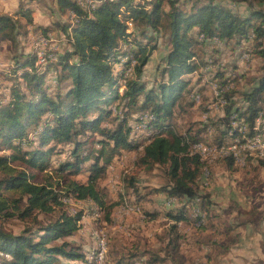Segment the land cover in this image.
<instances>
[{
    "label": "trees",
    "instance_id": "1",
    "mask_svg": "<svg viewBox=\"0 0 264 264\" xmlns=\"http://www.w3.org/2000/svg\"><path fill=\"white\" fill-rule=\"evenodd\" d=\"M56 1L68 20H59L55 26L63 31L71 48L62 50L60 46L57 59L44 65L38 63L32 50L19 51L9 71L0 69V151H12L0 155V219L18 217L33 221L32 226L19 233L7 230L0 223V264H64L62 259L68 264L72 261L96 264L94 257L91 262L87 259L91 251L67 240L81 227V211L63 210L57 219L48 222H41L38 213L55 212L63 207V198L68 197L92 201L101 210H107L106 216L110 218L111 210L120 203L107 204L98 181L121 150H140V165L167 166L170 184L159 191L192 201L200 196L201 206L210 218L215 203L209 193L199 195V181L208 163L190 150L192 143L208 138V122L201 121L198 128L193 130L191 125L179 133L170 121L184 116L188 107L194 106L188 102L183 104V99L191 91L189 75L202 67L197 59L199 38L231 40L238 36L248 40L253 36L258 43L257 53L264 59L262 9L241 16L214 0L193 4L189 10L178 6V0H168L169 10L164 8L166 0H88L83 7L75 0ZM252 1L264 4V0ZM30 12L21 7L16 14H0V40H8L15 47L20 44V37H25L28 29L19 18L24 17L31 23ZM163 29L169 31L170 48L164 58L162 79L155 80L152 86L144 78L145 67L155 48L149 42ZM34 30L47 34L52 28L40 26ZM138 32L146 42L138 38ZM217 67L219 64L211 70ZM261 70L252 87L241 93L242 105L238 104V90L231 88L225 93V117L221 120L226 121L227 127L221 128L219 143H215L218 147L242 133L240 125L232 126L233 119L251 127L246 136L243 133V139L254 134L253 126L259 117L264 125V63ZM216 72L208 76V87L213 79L222 85L232 83L230 78ZM2 88L9 92L5 93ZM52 88L55 94L49 92ZM210 100L204 104L206 111L210 109ZM145 116L147 130H136V123L140 127ZM31 127L38 134L37 148L33 150L23 146L26 141L29 145L33 143L29 134ZM214 127L211 128L215 130ZM148 130L152 132L143 138ZM65 144H72L70 159L53 166L51 155L56 145ZM87 144H92L91 148H86ZM16 161L22 164H14ZM218 161L227 162L229 168L237 165L230 157ZM257 161L264 165V159ZM85 167H88L86 182L73 178ZM35 169L54 171L60 178L54 182L49 174L39 182L31 173ZM199 206L197 200L195 207ZM238 209L243 214H259L255 209L247 212L241 206ZM144 213L145 218H155V214ZM173 213L169 212L168 217L173 220L171 231L177 235L172 239L177 240L181 238L178 224L189 217L185 208ZM202 215L194 218L200 224ZM209 218L207 223L220 232L219 237L227 238V244L221 238L218 241L229 251V240L234 237L229 232L231 227L221 217L215 218L218 222ZM206 224H201V230H208ZM219 226L226 228L218 229ZM129 254L133 258L149 255L148 264L162 262L161 256L141 251L138 242L129 249ZM119 260L122 262V256ZM111 263L109 259L105 264Z\"/></svg>",
    "mask_w": 264,
    "mask_h": 264
},
{
    "label": "rangeland",
    "instance_id": "2",
    "mask_svg": "<svg viewBox=\"0 0 264 264\" xmlns=\"http://www.w3.org/2000/svg\"><path fill=\"white\" fill-rule=\"evenodd\" d=\"M214 1L227 6L232 12L241 16H249L254 9L264 10V4H259L252 0ZM207 2H209V0H178L177 5L184 8V10H189L193 4L202 5ZM44 4L46 8L42 11L44 14H41V19L45 17V15H49L51 24L59 20L64 22L68 20L67 16L61 15L60 11L55 9L57 8L55 0H45ZM164 8L166 10L170 9L168 0L165 1ZM20 20L21 22L27 21L24 17ZM165 21L168 23L167 19ZM254 22L258 21L254 20ZM41 32L42 31H37L34 32V34ZM54 32L57 33L53 35L52 46L57 48V52L60 46L62 50L71 48L66 36L62 35L63 33H61V30L60 32L59 30H55ZM150 34L154 36L152 35V31ZM138 35L140 40L146 42V39L143 38L139 32ZM251 37L248 40L245 38L241 39L238 36L231 40H219L212 37L204 39L199 38L200 44L197 46L199 55L197 59L202 67L195 73L189 75L191 81L189 88H191V91L183 99V104L188 102L193 103L194 106L188 107L185 114H183L184 116H179L174 122L170 121V123L179 133H184L191 125L194 130L200 126L201 121L208 122V138L205 141H200V145L203 146V150H205L203 153H205L207 157H210L209 153L212 152L210 160L205 161L208 163V169H205V171L211 170V173L207 180L208 183H204L203 176L200 178L199 195L209 193L212 202L215 203L210 217L211 219L213 218L211 221L214 222L216 217H221V220L227 221L228 227H232V225L236 226L237 223L241 224V222L250 220L253 225L249 226L263 233V240L261 243H264V165L256 160V158L264 159V156L247 154L245 163L235 162L237 165H234L232 168L227 166V162H219L218 160H221L225 155H219L218 152L208 149L211 147L218 148V146H220L215 143H219L218 138L221 133V128L227 127L226 121L222 122L221 120V117H225L223 114H225L226 102L225 104L214 102V105H209V108L213 109H209L211 110L210 115H204L206 111L204 109L205 102L210 100L209 98L215 94L213 85L210 81L208 87L207 76H213L215 73L217 74L216 71L218 70V74L221 73L223 76L225 75V78H230L232 83L229 87L230 89L235 88L238 90V104L242 105L243 101L240 98L241 93L249 90L261 75V67L264 63V59L257 53V41ZM20 40L21 43L16 47L8 40H0V69L9 71L14 64L13 57L16 53L19 51L28 53L33 50L35 37L32 49L30 47V41L24 42V36H21ZM262 41L264 47V38ZM149 45L150 47L155 46V48L152 50L150 61L145 67L144 78L154 86L155 80L162 79V70L165 67L164 58L170 48L169 31L163 29L161 32L156 33L153 40L149 42ZM242 54L248 56L249 61L243 60ZM208 59L209 61H207ZM38 63L41 64L40 62ZM208 63H212L213 67L219 64V67L204 72L203 69L205 68L204 70H206L205 64ZM219 78L222 81L223 77L220 76ZM199 81L200 83L198 84ZM212 82L214 83V80ZM225 83H227V81L224 82V84ZM229 87H225L227 88L226 92L229 90ZM2 89L5 93L9 92L7 89ZM195 91H199L202 94V98L201 94ZM49 92L55 94L54 89ZM198 94L200 98L197 101L193 97H197ZM226 99L225 95V100ZM211 102L212 100H210V104ZM210 117H212V119H210ZM142 120L144 119L142 118ZM234 121L237 122L233 119L232 122ZM143 122L144 121L140 124V127H138L136 123L135 129L147 130L145 129L146 123L143 124ZM217 125L220 127L217 128ZM214 126L218 130H213L212 128ZM232 126L235 128L238 125ZM147 132L146 134L144 133V136H142L143 138H146L152 130H148ZM29 134L33 143L29 145L26 144V141L23 146L25 148L31 147L30 150H33L37 148L35 144L38 142V134L35 132V127L29 129ZM56 146L55 151H53L51 155L53 166H57L60 162L70 159L69 152L72 148V144ZM91 146L92 144H87L86 148H91ZM221 146H224V144ZM107 148L110 150L111 147L109 146ZM10 152L12 151L5 152L2 150L0 151V155ZM140 153V150H121L109 165L107 172L98 181V187L104 193L107 204L113 202L120 203L111 210L110 218L106 216L107 210H101L92 201L75 200L73 198L64 197L63 207H58L53 213L39 212L38 219L41 222H48L57 219L63 210L72 213L81 211L83 215L79 222L81 225L80 230L75 235L68 237L67 240L75 244H82L84 250L87 252L91 251L89 253L91 256L87 258L90 262L93 257L96 256L98 238L103 234L105 235L108 247L104 264L107 263L109 259L112 261L111 264H148L149 255L136 258L130 256L129 249L134 246L136 242L139 243L141 251L145 250V252L161 256V264H227V248L221 247L220 241H218V238H221L222 242L227 244V238L225 237V239H222V237H219L220 232L212 228L211 223H207V218L209 217L201 206L200 196L192 201L188 200L186 197H172L168 195L167 192L159 191L163 186L170 184L167 166L159 164H153L152 166L140 165L138 164ZM14 164L19 165L22 164V162L16 161ZM86 168L88 167H85V170H83L81 174L75 175L73 178L86 182ZM31 173L34 174V178L39 182L44 181L49 174L53 176L52 181L54 182L56 179L58 180V178H60L54 171H40L35 169L31 171ZM1 176L0 173V178ZM130 182H133V185H130ZM134 200L141 206L142 213L147 211L148 214H155V218L151 219L149 215V217L145 218L144 215L147 213L143 215L140 212L139 205H135ZM197 200L200 205L198 216L202 215L203 212L204 216L202 215L201 224L207 223V231L201 230L199 220L196 221L194 219L198 217L193 212ZM232 206L235 209L234 212H237V207L241 206L244 212L255 209L259 211V214L248 215V213H240L239 215L229 216L225 210ZM182 208H185L188 212L189 220L178 224V232L181 238L175 240L172 238H175L177 235L171 231L173 220L168 217V213L174 212L173 214H176V212ZM215 220L218 222L219 219ZM0 223L7 230L19 233L24 228L32 226L33 221H30V219L26 221L18 217H13L4 220L0 219ZM219 228L225 230L226 227L219 226L218 229ZM246 228L247 226L243 225L239 228L236 226L233 232L234 237L229 240L230 247L237 242L239 235L242 236L245 234ZM62 241L63 239L58 242ZM173 254L174 257L172 256ZM120 256H122V262L119 260ZM62 261L64 264H68L65 259H62ZM72 262L74 263L71 264H79L78 262L86 264L83 261Z\"/></svg>",
    "mask_w": 264,
    "mask_h": 264
},
{
    "label": "crops",
    "instance_id": "3",
    "mask_svg": "<svg viewBox=\"0 0 264 264\" xmlns=\"http://www.w3.org/2000/svg\"><path fill=\"white\" fill-rule=\"evenodd\" d=\"M44 1L45 0H0V14L13 15V14L18 13L21 7L24 8L25 10L29 9L31 11L30 14L33 18V21L31 23H27V21L22 22L27 25V29H28V33L24 37V40H25L24 42L30 41L31 49H32L34 37L36 36V34H38V33L34 34V32L40 31V30H34L36 27L41 26V27H46V28L48 27L52 28L53 32L52 31L49 32L52 35L57 33V32H54L55 30L57 31L59 30L60 32V29L55 26L56 22L51 24L49 15H45V17H42L41 19V14H44L42 13V11L46 8ZM55 5L57 7L55 9L60 11L56 0H55ZM60 14L62 15L61 12ZM21 18L23 17H20L19 19ZM61 33H63L62 30H61ZM62 35H65V34L63 33ZM54 51L57 52V48L55 46H54ZM199 83L200 81L198 82V84ZM225 102L227 103V99L225 100ZM211 110L205 111L204 115L208 114L209 116ZM256 154L260 156H264L258 153ZM204 159H206L205 161H207V160H210V157L206 156ZM227 210L230 212L229 216L240 214L239 209H237V212L236 211L234 212L235 209L233 206L230 208H227ZM242 225L247 226V228L245 229V234L242 236L239 235V239H237V242L234 245H231V247L229 248V251H227V264H264V247H263L264 243H261L263 240V233L260 230L259 231L257 229L255 230L254 227L253 228L250 227L249 225H253L252 221L250 220L241 222V224L240 223L236 224L238 228ZM236 226L232 225L230 229L231 231H229L231 235L234 234L233 232ZM90 256L91 255L89 254L88 257ZM71 263H74V262H71ZM78 263L81 264L80 262Z\"/></svg>",
    "mask_w": 264,
    "mask_h": 264
},
{
    "label": "built area",
    "instance_id": "4",
    "mask_svg": "<svg viewBox=\"0 0 264 264\" xmlns=\"http://www.w3.org/2000/svg\"><path fill=\"white\" fill-rule=\"evenodd\" d=\"M79 5L83 7L84 1L88 0H75ZM129 25L131 23L129 22ZM203 35V34H201ZM53 35L51 33H38L35 36V44L38 45L39 48V57H42L46 51V48L50 45H53ZM242 59L245 61H249L248 57L242 54ZM204 71V69H203ZM214 80V86H215V94L212 96V102L210 105H214V102H219V96H224L225 94V87H229L228 85H222L219 83L217 79ZM196 100H198L197 97H193ZM225 115V114H223ZM147 123L148 126V120L145 116L144 120ZM232 125H244L245 129H251V127L247 124H244L243 122H232ZM253 132H255V139H243V134H240L239 136L235 137L233 140H231L229 143H224V147L222 148H212L211 151H216L218 153H226V158L230 157L234 159V162L236 163H245V156L247 154H255L257 150H263L264 149V125L263 120L261 117H259L256 120V124L253 126ZM192 145L200 146V142L192 143ZM256 160H259L256 158ZM210 171H203V180L204 183H208V178L210 176ZM196 208V216H198L199 208ZM97 247H101L103 251V234H102V245H96ZM101 258L98 261V264H101Z\"/></svg>",
    "mask_w": 264,
    "mask_h": 264
},
{
    "label": "bare ground",
    "instance_id": "5",
    "mask_svg": "<svg viewBox=\"0 0 264 264\" xmlns=\"http://www.w3.org/2000/svg\"><path fill=\"white\" fill-rule=\"evenodd\" d=\"M92 8H94V6H92ZM53 49H54V46H52V45H50V46H48L47 48H46V51H45V53H44V55L42 56V57H39V48H38V45L37 44H35L34 43V46H33V50H32V52H34L35 54H36V56H37V59H38V62H40L41 64H46L47 62H49V61H55L56 59H57V56H58V54L55 52V51H53ZM34 54V55H35ZM248 57V56H247ZM211 68H213V64L212 63H209L207 66H206V71L207 70H211ZM205 69V68H204ZM205 71V72H206ZM207 76V75H206ZM208 77V76H207ZM209 78V77H208ZM213 80H211L210 82H211V84L213 85V90H214V92H215V86H214V83L212 82ZM229 89H230V87H229ZM226 90H227V88H225V93H226ZM197 98L199 99L200 98V95L198 94L197 95ZM198 101V100H197ZM218 103H224L225 104V94H224V96H219V102ZM235 122V121H234ZM143 124H145V121L143 122ZM241 126V130H242V133H239V134H245V136L247 135V133H248V129H245V126L244 125H240ZM148 127V126H147ZM247 139H255V132H254V134L253 135H251L250 137H247ZM222 147H224V146H221V147H218V148H222ZM190 150H191V152L194 154V153H196V154H198L199 156H200V158H201V160L203 161V162H205V160L206 159H204L205 157H206V155H205V153H203V152H205V150H203V146L202 145H200V146H196V145H190ZM208 150H211V148L210 149H208ZM256 153H258V154H261V155H264V149L263 150H257L256 151ZM218 154V153H217ZM219 155H222V156H224V157H226V153H219ZM209 156H210V158H211V156H212V152H210L209 153ZM247 156V155H246ZM245 156V157H246ZM137 209V208H136ZM135 209V210H136ZM195 214H196V208H195ZM103 244H104V246H103V251H102V248L101 247H97V250H96V256L94 257V259H95V262H96V264H98V261L100 260V258H101V261H102V263L101 264H104V261H105V258H106V254H107V251H108V247H107V241H106V238H105V235H103ZM97 245H102V236H100L99 238H98V243H97ZM84 262V261H83Z\"/></svg>",
    "mask_w": 264,
    "mask_h": 264
}]
</instances>
